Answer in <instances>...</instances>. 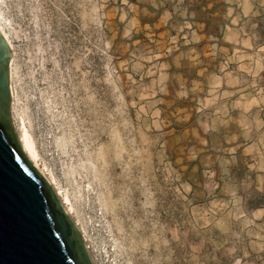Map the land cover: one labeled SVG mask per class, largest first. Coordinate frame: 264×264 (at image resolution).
<instances>
[{"label":"rangeland","instance_id":"obj_1","mask_svg":"<svg viewBox=\"0 0 264 264\" xmlns=\"http://www.w3.org/2000/svg\"><path fill=\"white\" fill-rule=\"evenodd\" d=\"M194 2L0 0L14 130L95 264H264V0H208L220 37Z\"/></svg>","mask_w":264,"mask_h":264},{"label":"water","instance_id":"obj_2","mask_svg":"<svg viewBox=\"0 0 264 264\" xmlns=\"http://www.w3.org/2000/svg\"><path fill=\"white\" fill-rule=\"evenodd\" d=\"M12 55L0 29V264H95L81 229L14 130Z\"/></svg>","mask_w":264,"mask_h":264},{"label":"bare ground","instance_id":"obj_3","mask_svg":"<svg viewBox=\"0 0 264 264\" xmlns=\"http://www.w3.org/2000/svg\"><path fill=\"white\" fill-rule=\"evenodd\" d=\"M0 29L3 32L4 36L7 38V40L9 41L10 45L12 48H14L13 46V42L10 39L4 25L2 22V17L0 14ZM13 56V55H12ZM11 79H12V83H11V91L13 94V109H14V104H15V91H14V86H13V60L11 61ZM13 114L15 117V112L13 110ZM19 134H20V144L23 148V150L25 151L26 155L30 158V160H32V162L35 164V166L44 174L47 175L48 180L50 181V183L54 186V188L56 189L58 195L60 196L66 210L68 211L69 214L72 215L73 209L71 206V200L70 197L68 196V193H64L61 186L58 184L57 180L53 177L52 174H50L49 172H47V168L43 164L41 163V159H40V154L36 148L35 142L33 140V137L31 136L25 122L21 121L20 122V127H19ZM65 191V190H64ZM79 222V221H78ZM77 223V225L79 226V223ZM79 228L81 229V232L86 240V242H88L85 231L79 226ZM88 246V245H87Z\"/></svg>","mask_w":264,"mask_h":264},{"label":"trees","instance_id":"obj_4","mask_svg":"<svg viewBox=\"0 0 264 264\" xmlns=\"http://www.w3.org/2000/svg\"><path fill=\"white\" fill-rule=\"evenodd\" d=\"M207 2L208 0H196V2L192 4L193 6L190 10L196 14L194 20L204 22L207 28L212 26V29L207 31L208 34H212L214 36L220 37L221 34L217 32V29L219 26H217V24H213V20L215 18L212 16H209L206 18L205 16L206 13H212L214 8H211V9L207 8L206 10H202L203 7H205ZM253 206L254 208L264 207V195L263 194H259V199L254 200Z\"/></svg>","mask_w":264,"mask_h":264}]
</instances>
